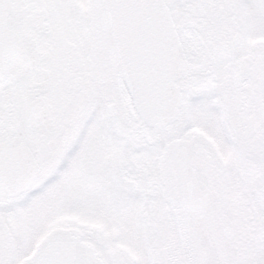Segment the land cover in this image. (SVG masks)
Wrapping results in <instances>:
<instances>
[{"label":"flooded vegetation","instance_id":"obj_1","mask_svg":"<svg viewBox=\"0 0 264 264\" xmlns=\"http://www.w3.org/2000/svg\"><path fill=\"white\" fill-rule=\"evenodd\" d=\"M162 2L185 70L176 113L150 123L104 0H0V208L68 183L96 209L27 247L0 214L1 264L58 226L104 264H264V0Z\"/></svg>","mask_w":264,"mask_h":264},{"label":"water","instance_id":"obj_2","mask_svg":"<svg viewBox=\"0 0 264 264\" xmlns=\"http://www.w3.org/2000/svg\"><path fill=\"white\" fill-rule=\"evenodd\" d=\"M2 5L6 0H1ZM113 16L122 18L117 25L118 47L128 52L137 63L139 77H143L146 94L136 106L141 107L147 122L171 119L176 113L178 93L172 80L185 70V60L176 35L170 26L168 13L162 0H104ZM114 3V4H113ZM113 4V6H112ZM140 9L153 11L141 14ZM4 12V11H3ZM123 56V55H122ZM134 62V60H132ZM140 81V80H139ZM18 264H103L90 245L70 234L68 229L54 227L34 246L31 254Z\"/></svg>","mask_w":264,"mask_h":264},{"label":"rangeland","instance_id":"obj_3","mask_svg":"<svg viewBox=\"0 0 264 264\" xmlns=\"http://www.w3.org/2000/svg\"><path fill=\"white\" fill-rule=\"evenodd\" d=\"M259 30H262L264 33L263 29L260 28ZM61 188L65 190L61 197L59 192L54 193L53 190H51L50 193H52L54 197L48 193V203L40 202V200L43 199V196H46L45 194H47L42 193L41 195L33 196L31 199H20L15 204H5L0 208V214L4 212H17V225L23 227L20 228L21 230L26 228L29 229L28 231H31L30 237H27L26 240L23 239L24 242L17 243H24L27 247L31 243V240L34 241L40 232L45 231L50 226L58 225L59 223H69L66 222L69 217H75L76 214L83 216L84 212L88 213L96 210L95 208H83L77 206L75 197L78 196V187L73 190L72 185L67 183L64 187L61 186ZM46 216L49 217L45 220ZM69 224V226L77 228L76 223L71 222ZM97 225L105 227L106 229L109 228V224L107 223H97ZM113 225L121 234L124 233L122 223H113ZM2 248L5 249V247ZM5 258V254H2L0 250V264L2 261L5 262Z\"/></svg>","mask_w":264,"mask_h":264}]
</instances>
